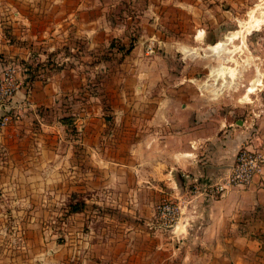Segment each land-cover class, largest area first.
<instances>
[{"label": "rangeland", "instance_id": "rangeland-1", "mask_svg": "<svg viewBox=\"0 0 264 264\" xmlns=\"http://www.w3.org/2000/svg\"><path fill=\"white\" fill-rule=\"evenodd\" d=\"M20 19L31 23L32 42L40 37L46 44L41 56L26 44L31 78L18 58L0 53V61L21 68L15 96L24 95L1 111L8 122L0 128V264H160L168 252H149L148 259L138 252L130 259L113 244L83 251L75 231L117 240L123 223L143 225L150 210L155 223L156 207L175 200L156 199L151 188L144 195L152 202L134 210L141 211L134 219L124 202L113 203L115 210L104 207L102 219L78 217L69 204L82 197L85 205L91 193L79 194L76 187L91 177L109 181L103 191L117 199L127 188L140 191L160 164L170 165L165 151L185 139L182 122L189 112L194 123L239 119L254 124L255 131L247 132L261 134L264 0H0V24ZM199 31L207 43L194 40ZM229 34L237 38L226 53L213 56L208 47ZM179 48L196 56L186 58ZM218 68L225 75L215 80ZM34 89L42 99L35 108ZM162 137H171L169 143ZM193 145L190 152L199 151ZM103 191L91 195L103 197ZM184 256L181 250L179 258Z\"/></svg>", "mask_w": 264, "mask_h": 264}, {"label": "crops", "instance_id": "crops-1", "mask_svg": "<svg viewBox=\"0 0 264 264\" xmlns=\"http://www.w3.org/2000/svg\"><path fill=\"white\" fill-rule=\"evenodd\" d=\"M8 24L10 27L5 23L0 24V53L9 55V58L29 62L31 51L26 45L29 44L34 46L31 50L39 51V56L44 54L45 50L41 49V46L44 47L46 41H41L39 37L37 41L32 42L37 37L36 33L31 35L29 21L20 19ZM3 28L8 31L4 32ZM199 36L200 41L207 43V35L203 36V31L193 36L194 40ZM34 85L37 86V83L35 82ZM51 86L52 84L48 87ZM35 91L37 90L31 92L34 108L42 103L41 94H36ZM21 93L14 96L12 102L20 101L19 98L23 95ZM181 108L183 111L187 110L185 106ZM189 120L194 121L190 112L182 122V125H185L182 127L187 129L182 136L185 139H181V143H176L171 150L165 151L167 156H171L170 165L160 164L159 172L152 181L147 180L140 191L134 192L127 188L123 197L117 199V196L110 195L109 191H103L106 187H111L109 181L101 183L99 179L92 180V177L90 181L82 179V183L80 182L81 184L76 187L79 194L90 192L98 195L101 191L103 194L106 193L103 197L87 195L84 210L75 214L85 219H102L103 216H107L104 207L109 206L115 210L113 203L122 202L127 205L123 209L129 212L130 218L134 219L135 217L132 216L141 213V211L137 213V210L146 209L147 206L143 205L152 202L144 194L151 193L150 189L154 188L156 199L167 197L178 201L181 205L182 215L174 231L164 234V228L158 221L154 223L151 220L150 210L144 215L143 225L130 227L126 222L123 223L125 231H122L123 234L117 240L99 239V236L105 232L100 235L94 232L83 234L78 229L77 232L75 231V238L76 242L81 244L83 251H86L85 247H89L87 252L97 253L107 246L112 249L110 245L113 244L118 248L115 251L126 253L130 259L135 258L138 252H143V256L148 255L147 259L149 252L160 254L163 251L168 252L160 258V264H264V170L261 176L262 185H259L257 179L256 183L247 190L233 189L216 199H208L202 194L188 191L194 184L200 188L208 187L223 177L229 171L238 147L251 134L244 130L245 124L241 122L242 127L240 126L239 119L231 121L225 118H210L207 123L188 124ZM173 124L177 128L178 122L174 121ZM251 137L255 145L264 147V129L261 134L257 132ZM168 138L171 137H162L161 141L168 144ZM195 143H198L199 151L190 152L191 148L195 150L193 147ZM172 245L176 246V252L172 249ZM181 250L185 253L182 259L179 258ZM78 264H85L84 260H80Z\"/></svg>", "mask_w": 264, "mask_h": 264}, {"label": "built area", "instance_id": "built-area-1", "mask_svg": "<svg viewBox=\"0 0 264 264\" xmlns=\"http://www.w3.org/2000/svg\"><path fill=\"white\" fill-rule=\"evenodd\" d=\"M3 70L0 72V111H6L10 107L11 100L17 93L21 81L18 80L20 67L13 63L0 61ZM26 71V70H25ZM8 122V117H2L0 112V128ZM254 129V124L245 125L246 130ZM252 135V132H249ZM251 135L246 138L237 149L229 171L208 187H198L194 184L189 188L190 193L202 194L208 199L219 198L222 193H228L233 189L247 190L258 180L262 185L261 176L264 170V147H256ZM182 215L179 202L163 201L156 207V220L164 229H174Z\"/></svg>", "mask_w": 264, "mask_h": 264}, {"label": "bare ground", "instance_id": "bare-ground-1", "mask_svg": "<svg viewBox=\"0 0 264 264\" xmlns=\"http://www.w3.org/2000/svg\"><path fill=\"white\" fill-rule=\"evenodd\" d=\"M259 22V21H258ZM237 38V35L236 34H229L225 37V40L223 42H220L212 47H208V51L213 55V56H216V57H219L221 55V53L226 50L225 47L230 44L233 40H235ZM182 53L184 55V57L186 58H193L196 56L195 54V50H189V49H183L182 50ZM223 53H226V52H223ZM212 73L214 74V78L215 80L216 79H219L221 78L222 76H224V70L223 68H218L217 70H213ZM229 74H231L229 72ZM229 74L227 73V75L229 76ZM257 82V81H255ZM228 84V83H227ZM252 84V83H251ZM250 84V85H251ZM254 84V82H253ZM226 85V84H225ZM225 85L223 86H220V87H225ZM258 85V84H257ZM207 88V86H205ZM227 87V86H226ZM254 87L255 86H252L248 89L247 91V94H245V98L244 100H247L249 98V95L250 94H253L254 93ZM219 91V90H218ZM214 94L216 95L217 94V90L214 91ZM243 99V98H242Z\"/></svg>", "mask_w": 264, "mask_h": 264}, {"label": "trees", "instance_id": "trees-1", "mask_svg": "<svg viewBox=\"0 0 264 264\" xmlns=\"http://www.w3.org/2000/svg\"><path fill=\"white\" fill-rule=\"evenodd\" d=\"M20 64H22V68L23 69H25L26 71L30 72L29 73L30 74L29 78H31V75H33V71L30 70V69H32V67L29 66L30 64L25 63L24 61H20ZM62 123L67 125L68 124L67 119L63 118L62 119ZM74 197L78 198L77 196H74ZM79 198H80V200H77L76 203H73V204L70 203L69 204L70 213L76 214V213H80V212H82L84 210L85 205H84V202L82 201V197H79Z\"/></svg>", "mask_w": 264, "mask_h": 264}, {"label": "water", "instance_id": "water-1", "mask_svg": "<svg viewBox=\"0 0 264 264\" xmlns=\"http://www.w3.org/2000/svg\"><path fill=\"white\" fill-rule=\"evenodd\" d=\"M1 111H2V110H1ZM1 111H0V112H1ZM239 124H240V125L242 124L241 121H240ZM224 195H225V193H222V195H221L220 197H223Z\"/></svg>", "mask_w": 264, "mask_h": 264}]
</instances>
